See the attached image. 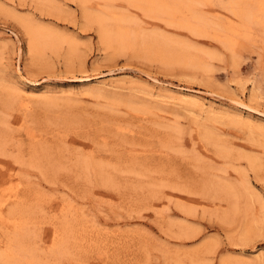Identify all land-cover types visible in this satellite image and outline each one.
<instances>
[{
	"label": "rangeland",
	"instance_id": "rangeland-1",
	"mask_svg": "<svg viewBox=\"0 0 264 264\" xmlns=\"http://www.w3.org/2000/svg\"><path fill=\"white\" fill-rule=\"evenodd\" d=\"M82 1L0 0L2 217L31 227L46 264L264 256V28L233 50L216 27L242 22L233 0L197 6L217 24L206 34L128 0ZM111 11L172 40L178 57L141 36L108 44L92 16ZM29 27L65 40L34 51ZM227 193L240 207L230 217ZM11 233L0 218V250Z\"/></svg>",
	"mask_w": 264,
	"mask_h": 264
},
{
	"label": "bare ground",
	"instance_id": "bare-ground-1",
	"mask_svg": "<svg viewBox=\"0 0 264 264\" xmlns=\"http://www.w3.org/2000/svg\"><path fill=\"white\" fill-rule=\"evenodd\" d=\"M83 1L85 2L87 0H83ZM104 1H107V2L111 3L114 0H104ZM128 1L130 3L136 5V6H140L142 8H145L147 11H149L151 13L150 14L148 12L153 17H157V18L166 17L171 23H178V24L183 25L185 27L187 26L191 30H194L196 32V34L197 33L206 34V33H208L206 31L207 28H211V26H216L217 25V24H215L214 21H213L214 23L211 22V21L208 22L206 20V18H204V17L202 18V16L197 14V10H198L197 6L198 5L201 6L202 4L205 5L204 4V2H205L204 0H128ZM199 6H198V8H199ZM228 6L231 8V10L234 13L238 14L240 16V18L242 17V22L240 24L236 25V26H234V25H228V26H219V25H217L216 27L218 29H220L221 32L223 33V35H222V38L224 39L223 42L228 44L227 47L231 46L233 48V50L234 49L236 50L238 48V45H240V44H242V43H244L246 41L245 39L251 38V36H250L251 34L249 35V32L252 29V27H254V26H256L258 24V25H261V27L264 28V0H233L230 3V5H228ZM229 7H227V8H229ZM107 10H108V8H107ZM107 13H108V15H104L103 13H99V14H102V15H99V14L97 15L96 14V15L92 16L93 15L92 14L91 16L94 17L95 20L94 19L93 20L98 23L100 32L102 34V37L108 44H110V45L119 44V45H122L123 47H125L127 45L129 46L131 43H134V41L138 37L141 36L140 39L142 38L144 43H147V44H150V45H153L155 43L154 47H155L156 43H158L159 45L163 46L164 49H168L167 51L171 50L172 53L174 54L173 55L174 57H178V56H176V53H174V51L176 52V47H175L174 42L172 40L170 41L167 38H165V37H163L161 35H157V34L148 35V32H147V34H144V32H142V31L140 33L138 30H141L142 27L140 28V25L137 24V22H136L138 20V18L136 19V17H134V19H135L134 20L132 18L133 16H131L132 19H129V17L127 18V15L126 16L117 15L116 13H114L112 11L111 12H107ZM209 23H210V25H209ZM131 24H133L134 27H132L133 25L131 26ZM135 26H136V28H135ZM258 27L259 26H256V28H258ZM28 33L32 37L31 38V49L34 50V51H39V50L43 51V50H45V48H56V47H58V45L62 41L65 40V39L62 40L61 38H58L59 36L55 37V36H53L51 34L43 33L42 30H41V27H40V29L39 28H34V27H33V29H32V27L30 29V27H29L28 28ZM255 35L256 34H254L253 37H255ZM243 40H245V41L243 42ZM253 40L255 41V39H253ZM262 40H264V39L262 38ZM136 41H138V40H136ZM245 44H246V42H245ZM242 45H244V44H242ZM173 46L175 47L174 50H173ZM154 47H153V49H154ZM230 50H232V49H230ZM180 51H182V50L180 49ZM232 52H234V51H232ZM162 53L164 54V52H162ZM162 53H161V55H162ZM178 53H177V55H178ZM182 53H184V52H182ZM235 53H237V52L235 51ZM205 56H206V54H205ZM201 59L202 58H200V60ZM173 61H176V60H173ZM194 65H200L201 66L202 62L201 61H196L194 63ZM203 65H205V64H203ZM203 68H205V67H203ZM17 94H20V93H17ZM180 95H181V97L184 96L183 94H180ZM181 97H177V98H181ZM184 100H185L186 103L189 104V106H197V105L201 104V103H199L196 100H190V99H184ZM22 103H23V101H22ZM227 187L228 186H226V188ZM230 189H232V188L230 187ZM231 192H233V191H231ZM227 194L228 195H226L225 197L229 201L228 203L230 204V206H229L228 211L225 213V215L227 217L228 216L230 217V216H233L235 213L239 212L240 211L239 210L240 207H239V204H238V201H237V193H230V195H229V193H227ZM16 198H17V195L14 193V194L11 195V197L9 199L14 200ZM6 202H7L6 200H0V209H1L0 210V218L2 219L3 222H7V223L10 224L11 229L14 231V234L11 233L13 235L8 236L9 238L7 237L8 238L7 239L8 240V244H7L6 248H4L3 250H0V262H2L3 264H46L47 262L44 263V262H42L41 260H39L37 258L36 251L32 250L31 249L32 248L31 244L28 243V240L30 238L34 237V236L33 237L30 236V238H29V236L27 235V233L29 231H31L30 230L31 227H30L29 230L26 227L27 230H28L26 232V230H25L26 223L24 222V220H23L24 223L23 222L20 223L21 220L18 221V222L17 221L15 222V221H10L9 219L2 217V215H1L2 214L1 213L2 212V208L4 207ZM181 230H182L181 233H185L186 232L185 229H183V227H181ZM243 231L246 234H250V233L257 234V233H259V228L256 226L255 230H253V227L246 226L245 228H243ZM30 233H28V234H30ZM62 244H63V242L60 243L58 246L61 248ZM53 247H54V245H53ZM59 247H58V249H59ZM51 249H52V247H51ZM66 249H67V247H66ZM52 250H54V249H52ZM57 252H58V250H56V253ZM61 252L63 253V251H61ZM61 252H60V254H61ZM64 253H65V251H64ZM60 254H57V255L59 256ZM53 256H55V255H53ZM61 256H62V254H61ZM263 257H264L263 255H260L259 257H257L253 261H251L249 264H264Z\"/></svg>",
	"mask_w": 264,
	"mask_h": 264
}]
</instances>
